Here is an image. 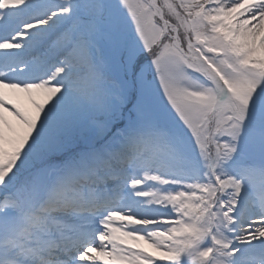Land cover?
<instances>
[{"label":"snow or ice","instance_id":"obj_1","mask_svg":"<svg viewBox=\"0 0 264 264\" xmlns=\"http://www.w3.org/2000/svg\"><path fill=\"white\" fill-rule=\"evenodd\" d=\"M0 264H264V0H0Z\"/></svg>","mask_w":264,"mask_h":264}]
</instances>
